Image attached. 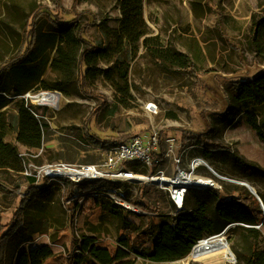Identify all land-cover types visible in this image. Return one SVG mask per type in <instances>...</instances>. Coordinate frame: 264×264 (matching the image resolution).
I'll return each instance as SVG.
<instances>
[{
  "label": "rangeland",
  "instance_id": "1",
  "mask_svg": "<svg viewBox=\"0 0 264 264\" xmlns=\"http://www.w3.org/2000/svg\"><path fill=\"white\" fill-rule=\"evenodd\" d=\"M121 1L61 0L59 7L56 0H0V66L26 49L33 28L40 30L39 44L49 60L41 80L8 107L15 114L17 102L30 103L49 129L38 150L19 144L15 135L7 137L19 148L24 161L18 169L0 168V228L5 232L11 227L15 212L26 201V221L35 229L47 230L34 244H46L55 254L77 253V240L83 236L97 238L102 248L117 249L127 234L123 227L141 224L129 212L119 210L120 220L113 219L90 203H83L80 213L76 212L78 200L67 199L75 182L60 180L64 184L60 185L39 174L46 165L99 164L103 148L88 137L87 127L102 140L155 130L182 135L190 145H195L190 138L197 136L208 144L221 145L224 149L213 151L209 158L203 145L194 150L192 156L206 158L220 178L209 170L201 174L215 178L218 190L239 199V182L248 183L255 189L258 196L251 193L264 214L260 197L264 196V142L248 124L245 113L230 104L226 91L233 83L253 79L264 71V61L250 47L254 20L264 17V0H144L148 34L137 43H128L120 36ZM50 14L65 21L75 19V25L85 28L86 39L100 44V59L87 81L90 94L79 91V70L70 83L51 70L56 48L49 37L53 33ZM85 47L82 42L81 51ZM170 55L174 59H168ZM56 85L64 91L54 89ZM44 92L57 93L58 103L37 104L29 98ZM149 102L157 105V114L145 110ZM120 185L132 203L146 205L148 212L165 215L173 208L168 194L155 185ZM31 186L39 192L34 194ZM196 193L205 198L203 193L194 192L190 208L195 206ZM235 228L230 225L223 234L234 260L220 253L198 259L188 255L166 263L132 255L125 262L243 264L238 254L247 253L251 239ZM257 228V242L264 246V222Z\"/></svg>",
  "mask_w": 264,
  "mask_h": 264
},
{
  "label": "trees",
  "instance_id": "2",
  "mask_svg": "<svg viewBox=\"0 0 264 264\" xmlns=\"http://www.w3.org/2000/svg\"><path fill=\"white\" fill-rule=\"evenodd\" d=\"M56 2L60 7L61 0ZM143 11L144 0L121 1L122 21L119 33L128 43H137L148 34ZM49 17L53 31L49 37L52 47L56 48L51 70L68 83L72 82L76 70H79V91L84 95L90 94L87 81L92 76L95 62L100 59V44L88 41L85 28L75 25V19L65 21L51 14ZM40 36V30L33 28L26 49L0 66V168L18 169L21 161H24L19 148L7 141L8 136L15 135L19 144L38 150L42 147L45 131L49 129L43 116L30 103L17 102L19 108L15 114L8 108L17 98L28 93L35 82L41 80L48 67L49 60L44 58L45 52L39 44ZM144 41L147 42L148 39ZM82 42L88 46L83 51ZM250 47L254 54L264 61V17L254 20ZM167 58L174 59V56ZM54 89L64 91L59 85ZM226 91L230 104L245 113L248 124L264 142V71L253 79L233 83ZM86 133L102 148L127 139L121 136L102 140L90 132V127L86 128ZM190 141L197 146L203 145L208 158L213 151L224 149L221 145L206 143L201 136L190 138ZM132 168L140 169L138 166ZM142 171L146 173V169ZM29 180L34 183L35 178L31 177ZM104 183L100 180L72 183L67 192V199L73 197L77 190L82 198L86 196L85 206L90 203L104 215L120 220V208L94 195L97 189L112 186L110 183ZM31 187L34 194L39 192L34 186ZM236 191L240 199L218 189L190 190L184 210L177 216L158 219L144 215L141 216L140 226L127 223L123 227L127 234L119 240L117 249L102 248L97 245V238L83 236L77 240L78 252L70 254H55L46 244H34L36 237L45 235L47 230L35 229L26 221L25 207L28 203L23 201L15 212L11 227L5 232L0 228V264H132L130 261L125 262L132 255L154 263L174 262L188 256L202 239L220 234L229 225H235V230L243 232L244 238L251 239L247 253L238 254L239 262L264 264V246L257 242L260 234L257 227L264 222V214L246 187H237ZM194 192L203 193L205 198L198 197L196 193L195 206L190 208L188 204ZM260 197L264 201L262 194ZM138 204L144 210L148 209L146 205ZM78 207L83 208V205L79 206L77 203L76 208Z\"/></svg>",
  "mask_w": 264,
  "mask_h": 264
},
{
  "label": "built area",
  "instance_id": "3",
  "mask_svg": "<svg viewBox=\"0 0 264 264\" xmlns=\"http://www.w3.org/2000/svg\"><path fill=\"white\" fill-rule=\"evenodd\" d=\"M145 110L151 114L158 113V107L153 102L146 104ZM196 148L197 145L186 143L182 135H161L160 132L153 130L103 148V159L97 165L76 167L65 164L46 165L40 169L39 174H43L49 182L55 181L60 185L68 180L78 184L93 180L110 183L112 186H103L97 189L94 195L112 202L137 220L144 215L155 216L158 219L175 217L184 210L185 196L190 190L219 188L213 178L219 176L212 172L208 162L204 158L192 156ZM133 166L140 169L131 168ZM170 168L171 172H168ZM142 169H146V173ZM206 170L213 174L212 178L201 174ZM123 183L134 187L142 184L155 185L168 194L173 208L165 215L148 212L140 205L132 203L130 195L120 185ZM82 197L75 193L69 199L78 200L75 204L82 206L86 196ZM76 209L79 213L82 210L81 207Z\"/></svg>",
  "mask_w": 264,
  "mask_h": 264
},
{
  "label": "bare ground",
  "instance_id": "4",
  "mask_svg": "<svg viewBox=\"0 0 264 264\" xmlns=\"http://www.w3.org/2000/svg\"><path fill=\"white\" fill-rule=\"evenodd\" d=\"M33 102L44 105H56L58 103V95L55 92H44L40 95L30 94L29 97ZM220 253H226L228 258L231 260L230 249L225 241V237L221 236H210L202 239L195 249L191 251L189 256L192 259H198L204 256H211Z\"/></svg>",
  "mask_w": 264,
  "mask_h": 264
},
{
  "label": "water",
  "instance_id": "5",
  "mask_svg": "<svg viewBox=\"0 0 264 264\" xmlns=\"http://www.w3.org/2000/svg\"><path fill=\"white\" fill-rule=\"evenodd\" d=\"M216 176H218V174H216V173H214ZM220 178V177H219ZM236 183V182H235ZM238 184V183H237ZM239 184H241L242 186H244V187H246L250 192H252L255 196H258L257 195V193H256V191H255V189L252 187V186H250L248 183H245V182H239ZM259 199V198H258ZM230 226V225H229ZM228 228V227H227ZM227 228L225 229V230H223L220 234H218L217 236H221V235H223L224 233H225V231L227 230ZM197 246V245H196ZM195 246V247H196ZM195 247L193 248V250L195 249ZM192 250V251H193ZM230 254H231V256H232V258H233V260H234V255L232 254V252L230 251Z\"/></svg>",
  "mask_w": 264,
  "mask_h": 264
}]
</instances>
